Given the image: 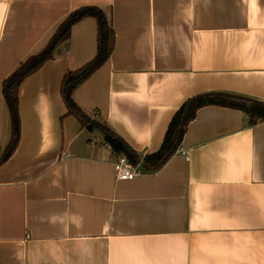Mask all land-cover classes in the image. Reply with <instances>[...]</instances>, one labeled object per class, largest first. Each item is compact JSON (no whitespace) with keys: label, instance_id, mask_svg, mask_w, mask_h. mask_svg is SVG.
<instances>
[{"label":"crops","instance_id":"0c3cea01","mask_svg":"<svg viewBox=\"0 0 264 264\" xmlns=\"http://www.w3.org/2000/svg\"><path fill=\"white\" fill-rule=\"evenodd\" d=\"M87 6L115 43L72 97L140 158L193 96L264 102V0H0V154L3 80ZM95 53L87 18L19 87L20 140L0 165V264H264V122L201 108L164 166L118 181L117 155L60 95L64 74Z\"/></svg>","mask_w":264,"mask_h":264},{"label":"trees","instance_id":"16d2710c","mask_svg":"<svg viewBox=\"0 0 264 264\" xmlns=\"http://www.w3.org/2000/svg\"><path fill=\"white\" fill-rule=\"evenodd\" d=\"M87 18H92L96 22V53L90 61L76 70L66 72L62 78L60 95L66 107V115L74 117L80 127L90 133L99 131L103 135V143L113 154L124 155L132 165H139L142 172L152 173L164 166L180 147L189 124L201 108L215 106L240 111L248 127L264 122L262 101L224 92L199 94L183 102L173 114L159 149L140 158L105 124L87 115L72 97L73 92L109 59L115 43L114 31L106 15L97 7L87 6L72 11L57 27L45 48L29 56L3 80L1 92L10 115L11 135L7 146L0 154V165L12 156L20 140L18 90L21 83L50 61L56 47L70 38L73 26Z\"/></svg>","mask_w":264,"mask_h":264},{"label":"built area","instance_id":"2783aa9c","mask_svg":"<svg viewBox=\"0 0 264 264\" xmlns=\"http://www.w3.org/2000/svg\"><path fill=\"white\" fill-rule=\"evenodd\" d=\"M182 155L184 156L185 161L188 162V151H182ZM113 170L118 181H132L141 174L139 165H132L124 155L117 156L115 162L113 163Z\"/></svg>","mask_w":264,"mask_h":264}]
</instances>
